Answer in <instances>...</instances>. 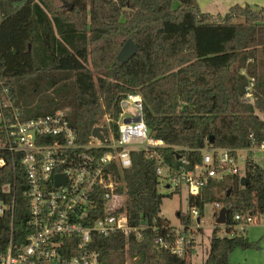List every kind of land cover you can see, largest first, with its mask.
Returning a JSON list of instances; mask_svg holds the SVG:
<instances>
[{"label":"trees","instance_id":"1","mask_svg":"<svg viewBox=\"0 0 264 264\" xmlns=\"http://www.w3.org/2000/svg\"><path fill=\"white\" fill-rule=\"evenodd\" d=\"M0 9V75L25 119L67 111L79 143L92 141L95 128L118 140L124 101L139 94L150 137L165 144L156 153L172 166L179 157L200 162L196 151L211 139L226 149L249 146L251 135L264 140L256 115L264 114V8L236 5L216 16L203 13L197 0H0ZM129 40L139 51L123 64L117 58ZM251 80L253 105L245 101ZM157 169L158 158L145 152L132 154L130 170L112 166L130 225L146 229L140 239L134 233L95 237L103 264L126 253L135 264H193L195 244L182 259L156 244L171 227L161 216L163 201L178 194L159 192ZM22 199L19 194L15 220L21 229ZM215 201L233 205L228 221L262 209L263 175L251 173L246 188L230 178L189 206L197 205L203 217ZM179 217L190 224L189 216ZM218 232L198 264H231L237 249H259L247 234L222 238Z\"/></svg>","mask_w":264,"mask_h":264},{"label":"built area","instance_id":"2","mask_svg":"<svg viewBox=\"0 0 264 264\" xmlns=\"http://www.w3.org/2000/svg\"><path fill=\"white\" fill-rule=\"evenodd\" d=\"M3 16L0 9V24ZM253 88L251 80L245 101L252 105ZM256 115L264 125V114ZM118 126V140L104 136L102 143L92 137L88 144H81L67 111L25 119L0 75V264H103L95 237L122 234L127 238L134 233L140 239L146 228L130 225L112 170L113 165L130 170L135 152L158 158L159 190L180 194L185 188L189 200H201L230 178H239L241 188L248 186L242 187L241 180L249 184L253 172H260L264 179V140L259 142L254 135L243 148H215L208 143L196 151L200 162L179 157L178 165L172 166L156 153L165 144L149 135L141 95H129L124 101ZM19 194L27 213L22 229L15 222ZM232 206L212 202L213 218L217 221L221 210L229 212ZM189 217L190 224H171L168 234L156 240L159 247L181 259L202 230L197 205L190 208ZM261 225L264 206L236 214L230 221L227 216L226 224L217 226L225 238Z\"/></svg>","mask_w":264,"mask_h":264},{"label":"rangeland","instance_id":"3","mask_svg":"<svg viewBox=\"0 0 264 264\" xmlns=\"http://www.w3.org/2000/svg\"><path fill=\"white\" fill-rule=\"evenodd\" d=\"M200 10L203 13L212 15L225 16L230 8L236 5L250 6L255 10L264 8V0H197ZM132 110V109H131ZM108 122V117L105 118ZM111 135H109V138ZM164 196L170 195L164 189L159 190ZM161 216L171 222L172 225L177 226L181 221L178 214L185 217L189 216L190 206L187 191L183 188L182 192L164 199L162 205ZM202 230L197 233L195 240V248L192 258L189 261L193 264L202 263L209 253L210 238L214 230H219V236L222 229L216 225V220L213 218L212 203L207 204L202 217ZM247 237L251 243L259 246V249L243 250L237 249L230 257L231 264H264V226H254L248 229ZM135 264L130 255H113L104 260V264Z\"/></svg>","mask_w":264,"mask_h":264},{"label":"water","instance_id":"4","mask_svg":"<svg viewBox=\"0 0 264 264\" xmlns=\"http://www.w3.org/2000/svg\"><path fill=\"white\" fill-rule=\"evenodd\" d=\"M12 3H21L24 0H8ZM65 6L69 9H73V6L69 5V4H65ZM139 49L138 47L131 41L129 40L125 46L123 47V49L121 50V52L118 55V61L120 63L126 64L127 62H129L133 57H135V55L138 53ZM131 120H127V123H130ZM92 137L94 139L99 140L102 143H105V137L103 135V129L102 128H95L92 132ZM214 141L213 139L210 140V145H213ZM248 185V181L246 179H242L241 180V186L242 187H246ZM229 212L227 209H223L221 210L220 214H219V218L216 221V224L218 226L221 225H225L226 224V220H227V216H228ZM178 217L180 216V214L177 215ZM144 225V224H143Z\"/></svg>","mask_w":264,"mask_h":264},{"label":"crops","instance_id":"5","mask_svg":"<svg viewBox=\"0 0 264 264\" xmlns=\"http://www.w3.org/2000/svg\"><path fill=\"white\" fill-rule=\"evenodd\" d=\"M193 255V254H192Z\"/></svg>","mask_w":264,"mask_h":264}]
</instances>
